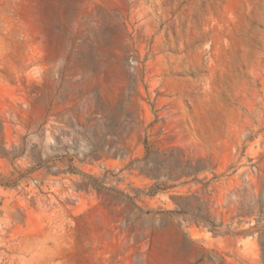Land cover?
Wrapping results in <instances>:
<instances>
[{
	"label": "rangeland",
	"instance_id": "rangeland-1",
	"mask_svg": "<svg viewBox=\"0 0 264 264\" xmlns=\"http://www.w3.org/2000/svg\"><path fill=\"white\" fill-rule=\"evenodd\" d=\"M0 264H264V0H0Z\"/></svg>",
	"mask_w": 264,
	"mask_h": 264
}]
</instances>
